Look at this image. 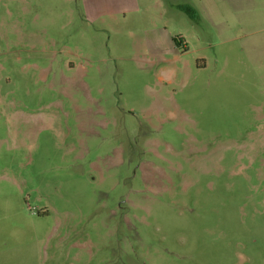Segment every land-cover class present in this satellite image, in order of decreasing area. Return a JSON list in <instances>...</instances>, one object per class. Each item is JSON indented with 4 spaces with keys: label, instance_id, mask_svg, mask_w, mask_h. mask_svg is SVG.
<instances>
[{
    "label": "rangeland",
    "instance_id": "374dc122",
    "mask_svg": "<svg viewBox=\"0 0 264 264\" xmlns=\"http://www.w3.org/2000/svg\"><path fill=\"white\" fill-rule=\"evenodd\" d=\"M0 264H264V0H0Z\"/></svg>",
    "mask_w": 264,
    "mask_h": 264
}]
</instances>
